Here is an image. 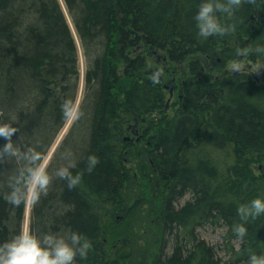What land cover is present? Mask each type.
<instances>
[{"label":"trees","instance_id":"1","mask_svg":"<svg viewBox=\"0 0 264 264\" xmlns=\"http://www.w3.org/2000/svg\"><path fill=\"white\" fill-rule=\"evenodd\" d=\"M62 1L70 23L59 0H0V124L17 128L11 140L29 152L34 176L83 82L77 135L51 163L46 189L35 191L26 262L37 255L30 237L47 247L46 235L70 242L72 233L90 244L74 264H249L264 256V213L242 220L237 211L264 199V88L207 76L184 81L181 107L166 108L147 63L159 64L149 57L156 51L196 78L202 60L235 63L251 39V60L264 67V0L217 13L232 28L207 38L194 20L205 0ZM135 117L146 127L138 142L126 140ZM89 156L97 161L91 170ZM69 159L80 177L71 188L56 175ZM24 167L0 158V255L13 244L19 260L30 187ZM240 224L243 238L233 230ZM205 226H221L226 241L238 242L228 259L199 238Z\"/></svg>","mask_w":264,"mask_h":264},{"label":"clouds","instance_id":"2","mask_svg":"<svg viewBox=\"0 0 264 264\" xmlns=\"http://www.w3.org/2000/svg\"><path fill=\"white\" fill-rule=\"evenodd\" d=\"M240 3L241 0H205V2L201 3L194 17L198 36L207 38L209 36L218 34L223 35L229 32L232 26L220 23L216 14L230 13L232 9L238 7ZM257 51H260V49H257ZM156 78L157 76L154 74L153 79L155 80ZM62 110L65 116H67L70 111V106L67 101L62 105ZM16 131L17 128L10 124H0V137L7 139V142L3 146H0V158L13 157L17 160L24 161L25 167L22 170L21 178L24 180L25 184L34 185V174L28 165L29 152L22 151L14 145L11 140L12 135ZM96 162L94 156L88 157L87 164L89 170L95 166ZM75 166V161L69 159L67 165L60 168L56 173L61 179L67 180L68 187L70 188L76 185L80 179L79 175L73 176L70 172V169ZM48 182L49 178L47 174H45V178L39 181V191H44ZM9 199L12 203L17 202L12 198V194H10ZM237 211L242 220H246L249 217H256L264 213V199L259 197L255 198L246 205H240ZM233 230L240 238H243L246 232L243 224L234 226ZM30 239H32L33 243L37 246V255L33 260L28 262L19 260L16 256L15 247L13 244H9L7 245L6 252L0 255V264H74L76 255L79 254L83 257L90 247V244L77 233L71 234L70 242L65 241L63 238L46 235L45 240L50 242L47 247H41L40 242L36 240L35 237H30ZM249 264H264V256H250Z\"/></svg>","mask_w":264,"mask_h":264},{"label":"rangeland","instance_id":"3","mask_svg":"<svg viewBox=\"0 0 264 264\" xmlns=\"http://www.w3.org/2000/svg\"><path fill=\"white\" fill-rule=\"evenodd\" d=\"M61 5H62V9L64 11V14L66 15L68 21H69V17L66 13V9L64 7L63 1L59 0ZM70 23V21H69ZM77 42V40H76ZM79 43V42H77ZM80 44V43H79ZM78 45V44H77ZM249 52V51H247ZM79 57H80V61H79V65H80V72H81V78L83 80V74L85 71V60L82 54L81 49L79 48ZM147 63H148V67L150 68H154L156 69L157 73L159 76H161L163 78V81L165 83H168V81L172 78V76H177V77H184L185 74L188 72L187 69H185V66H181V67H170L168 60L164 61L163 64H157L155 62L154 59H147ZM248 63H241L239 66H235L234 64H230L226 71L230 72L231 69H235V68H242L245 67V65H247ZM254 69L256 70L255 65L253 66ZM83 82L81 81V85H80V89H79V93H78V98H77V104L75 105L71 116L68 120V122L65 124V126L63 127V129L60 131V133L58 134L56 140L54 141L53 145L51 146V148L49 149L48 153L46 154V156L44 157V159L42 160L41 164L38 167L37 173L34 176L35 179V184H30L29 187V195H28V200H27V209H26V217H25V223H24V228H23V245H22V258L21 261H23V257H25V262H26V258H27V247H28V243H29V224H30V211H31V207H32V203L35 197V191L37 190L39 181H41V179L44 178L45 174H47L48 170L50 169V165L53 162V160L56 158V156L58 155V153L69 143L70 139H74L75 134L74 131H76V124L78 122V117H77V113L79 110V105L81 104L82 98H83ZM174 109V108H173ZM169 111L168 115L172 114V111ZM132 126L133 125V121L126 124V126ZM144 124L139 122V128H140V132H141V126H143ZM139 132V134H140ZM72 134L74 135V137H72ZM135 134V133H134ZM134 134H129L126 135V137L130 140V141H134L136 139L139 138L138 133L136 135ZM71 143V142H70ZM47 172V173H46ZM27 227V228H26ZM198 236L201 240H203L208 246L210 247H214L215 252L217 254V257L221 258V259H228L229 255L227 252V248L228 247H234L235 249H237L239 247L238 242L236 241H232L231 243H229L228 241H226L224 239V236L226 234V229L219 226V227H210V226H205L203 229L201 228V230L198 231ZM172 244V241L170 242ZM168 243L167 245V255H170L171 253V244ZM24 246L26 248V251H24ZM24 253V255H23Z\"/></svg>","mask_w":264,"mask_h":264},{"label":"flooded vegetation","instance_id":"4","mask_svg":"<svg viewBox=\"0 0 264 264\" xmlns=\"http://www.w3.org/2000/svg\"><path fill=\"white\" fill-rule=\"evenodd\" d=\"M251 39H244V45H245V52L240 53L238 55L239 61L233 63V62H228L223 66L216 67L214 63L210 62L208 59L202 60L201 61V67L198 71V74L195 78V75L189 74V69L187 68V73L185 74L184 77H177V76H172V78L168 81V83H165L164 81L161 83L163 84V89L166 93V99L167 101L171 99V104L174 105L175 108H180L181 104L183 103L184 99V94L182 93L183 91V86H184V81H191L195 79V81L202 80L205 77H211L214 80H221L225 81L227 79H236L240 83L244 80V82L249 81L251 84H254L256 87H261L264 88V67L261 64L255 63L251 60V55L250 52L248 53L247 51L250 50L251 48ZM140 53H144L145 56H142L143 60L147 59L148 55V50H142ZM150 57V56H149ZM152 59V57H150ZM159 64H163L164 61H157ZM217 62L221 65L222 62L221 60H217ZM248 63L245 65V67L242 68H235L231 69L230 72H227L226 69L230 64H234L235 66H239L241 63ZM256 66V70L254 69L253 66ZM151 68V67H150ZM152 70V68L150 69ZM158 77V75H157ZM164 84L168 86L167 89L164 88ZM144 124V123H143ZM134 126V125H133ZM131 128V125L128 126V134H134L136 135L138 133V136L142 139V137L145 136V131L146 127L143 125L141 126V132L139 128V122ZM134 131V132H133ZM140 132V134H139Z\"/></svg>","mask_w":264,"mask_h":264},{"label":"water","instance_id":"5","mask_svg":"<svg viewBox=\"0 0 264 264\" xmlns=\"http://www.w3.org/2000/svg\"><path fill=\"white\" fill-rule=\"evenodd\" d=\"M132 34H133V37L134 38L137 37V34L136 33H132ZM132 42L133 41H131V43ZM149 56H156L157 57V60H160L161 59V56L156 51L150 52L149 53ZM164 60L166 61V59H164ZM158 77H159V80H161V81L163 80L161 76L158 75ZM164 88L167 89L168 86L167 85H164ZM168 107H169V101L166 104V108H168ZM137 120H138L137 117H135V119H134L135 123H137ZM126 140H128V138H126Z\"/></svg>","mask_w":264,"mask_h":264},{"label":"bare ground","instance_id":"6","mask_svg":"<svg viewBox=\"0 0 264 264\" xmlns=\"http://www.w3.org/2000/svg\"><path fill=\"white\" fill-rule=\"evenodd\" d=\"M163 79V78H162ZM163 82V81H162ZM165 85V84H164ZM134 132V131H133ZM260 170V169H259ZM24 251H26V248H25V246H24ZM23 255H24V253H23ZM25 260V257H23V261Z\"/></svg>","mask_w":264,"mask_h":264}]
</instances>
